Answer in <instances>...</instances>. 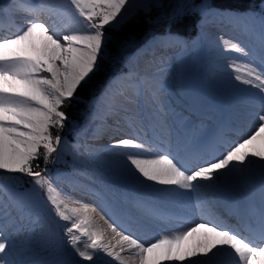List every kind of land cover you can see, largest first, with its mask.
<instances>
[{"label":"snow or ice","instance_id":"1","mask_svg":"<svg viewBox=\"0 0 264 264\" xmlns=\"http://www.w3.org/2000/svg\"><path fill=\"white\" fill-rule=\"evenodd\" d=\"M127 3L128 0H36L35 3L13 0L16 12L31 19L25 21V26L17 27L14 35L0 37V170L31 177L32 183L44 190L55 216L62 221H71V225L66 226L67 242L86 262H94V259H98L95 254L102 251L116 264H125L120 253L103 242V231L92 223L88 209L85 207L81 214V210L72 208L69 215V206L61 191L45 174L46 170H35L40 165L33 162L42 155L47 164L51 154L57 151L61 137L53 136L50 129L64 126L67 117L61 110L62 106L97 70L104 44V28L116 21L118 16L121 20L125 18L121 16V10L125 9ZM205 11L228 17L255 19L258 16L261 60L264 63V8L259 14L237 13L220 10L214 0H209ZM6 15L0 10V28L4 26ZM41 15L47 16L51 23L39 19ZM62 18L72 19L77 27L65 25L63 31L59 30L56 21ZM224 45L226 52L251 55L250 50L238 42L225 40ZM230 67L236 73L233 76L235 81L264 93V73L249 64L241 68L234 63ZM136 95H140L139 90ZM260 99L264 106V96ZM256 121L254 130L248 136L228 144L218 158L191 169L177 155L163 151L155 143L139 136L122 138L113 147L125 150L117 154L126 156L130 169H134L144 180L169 186L161 189L168 194H179L177 189L195 191L201 186L200 181L218 178L217 172L223 175L242 172V165L252 164L255 159L264 161V114L257 115ZM257 143L261 145L260 148L255 147ZM149 151L160 154L148 156L146 153ZM12 178L19 179L15 176ZM4 190L0 186V191ZM109 227L120 237L121 245L127 244L129 249H135L139 264L184 261L190 257L208 256L209 253L213 256L223 253L232 259V264H253L254 261L264 264V211L259 222L249 229L252 237L206 220L193 222L192 227L176 234L158 236L151 243L112 224ZM200 233L204 234L203 238L196 240L189 249L181 247L189 238ZM82 236L87 237L83 248L80 247ZM8 248L0 225V264H13L7 259ZM214 249L217 251L213 252ZM192 264H212V261L211 258L196 260Z\"/></svg>","mask_w":264,"mask_h":264},{"label":"bare ground","instance_id":"2","mask_svg":"<svg viewBox=\"0 0 264 264\" xmlns=\"http://www.w3.org/2000/svg\"><path fill=\"white\" fill-rule=\"evenodd\" d=\"M145 1L128 0L125 9L121 10V16L125 17L133 6H138ZM6 2L13 4V0H0V6ZM28 2L35 3L36 0H28ZM13 9L16 12L14 4ZM228 18V16L206 12L198 23L200 32L208 45L207 54L212 65L209 69L226 74L231 79L236 73H233L232 69L230 70L227 66L228 69L218 63H227V65L235 63L241 68H243V65L249 64L264 73V63L261 60V41L254 37L253 33L230 26ZM59 21L58 29L61 31L64 30L65 25L72 28L77 27L70 18H62ZM118 21H121L120 16L112 24ZM16 30L12 31L13 35ZM36 39L39 43V37ZM169 40L172 41V44L158 46ZM225 40L238 42L241 46L249 49L251 55L242 56L239 53L224 51ZM184 43L185 40L182 38L156 39L132 56L129 65L134 70L127 77V88L120 83L113 85L107 96L103 95L99 104L93 105L90 123L82 129V143L78 146L81 151L78 152L76 159V176L57 180L61 186L62 196L69 206L68 214L71 215L70 210L72 208L81 210V214H83L82 210L86 207L88 215L92 217V223L103 231V242L108 243L116 252H119L125 264H139V258L135 255V249H129L127 244L121 245L119 243L120 237L112 231L109 224L132 233L136 238L146 243L153 242L158 236L176 234L182 230H187L193 226V222L200 221L199 219L202 218L203 213L208 215L211 211V205L206 203L207 198L215 201L219 198L220 203L228 204L232 191L228 188L227 181L229 182L231 177L229 174L223 175L217 172L216 177L218 178L210 181H200L201 186L195 191L177 189L179 194H168L161 191V189H166L169 186H162L144 180L139 173H135L134 169H130L126 156L117 154L125 150L114 148L113 145L122 138L150 135L149 130L152 127L148 122L154 120L157 124L162 122L163 129L169 136L171 135L176 148L172 154L177 155L183 163L186 161L183 156L190 154L192 148L196 151L200 150L205 146V143L211 145L212 148L209 153L215 159L219 157V152L214 153L216 151L215 147L221 146L226 150L228 144L239 141V138L225 136L230 129L238 132H235L236 134H242L241 137L244 138L254 130L258 113L264 114V106H262L260 99L261 96H264V93L248 85L241 86L244 87L242 91H249L252 97L246 96L242 92L238 96L236 92L227 103L223 104L220 111H217L216 107L210 108L212 105L210 107L205 104L202 105L200 100L191 99L184 93L176 96L172 91L167 90L165 86L172 83L171 78L178 79L185 70L186 64L179 57L182 51H179V47ZM158 47L159 49H157ZM153 48L154 55L148 57L147 55L151 53L149 50ZM161 54L166 55V61L161 60ZM161 72H165L171 78L165 83L161 81L148 83L156 79ZM161 88L163 90H160ZM137 90L140 91L139 96L136 95ZM127 97L131 98L126 99ZM130 100L133 102H129ZM205 101L204 99V103H206ZM142 104L150 106V108H144ZM152 105L159 107L163 115L157 114L155 110L151 109ZM118 108L125 109L136 117H143L144 122L139 127L133 126L127 119L116 114L118 111H115V109ZM217 115L220 116L218 126L214 129V132L212 129L207 133L205 130L207 120L217 121ZM243 117L245 118L243 119ZM169 118L174 119L176 124L183 129L175 133L169 125ZM136 119L138 120V118ZM108 133H110L109 136H107ZM96 135H98L97 140L102 135L109 137V139L103 141V145L97 144V141L93 142L90 147L85 145V140L91 141L90 137ZM157 137L161 139L163 136L157 135ZM255 147L260 148L261 145L257 143ZM219 150L225 151L222 148ZM158 153L149 151L146 155L156 156L159 155ZM223 171L227 172V170ZM232 177L234 178V176ZM254 191H256L255 195L259 204L264 209V177L259 178ZM151 210L154 212L159 211L166 217H175L180 222L168 224L155 221L151 217ZM251 216L254 220L252 224L254 226L259 222L260 214L254 210ZM57 219L66 241V248L77 264H109V262L110 264H116V261L102 251L95 254L98 259H94V262L82 261L67 242L66 226H70L71 221H62L58 217ZM203 236L204 234L200 233L196 237H191L181 247L187 250ZM85 242H87V237L82 236L81 248H83ZM122 247L124 248L123 251H121ZM216 251L217 249L213 250V252ZM210 258L212 264H232V259L223 253L216 256L209 253L208 256L190 257L184 261H165L164 264H192L193 261H203ZM253 264H257V262L254 261Z\"/></svg>","mask_w":264,"mask_h":264},{"label":"rangeland","instance_id":"3","mask_svg":"<svg viewBox=\"0 0 264 264\" xmlns=\"http://www.w3.org/2000/svg\"><path fill=\"white\" fill-rule=\"evenodd\" d=\"M169 1L170 0H163V3H169ZM173 5L174 8L172 11L174 12H172L171 14L174 13L173 15L176 16L182 15L189 10H193L195 3L193 2V0H175ZM161 7H163L162 0H146L145 2H141V4H139L138 6H133L132 10L129 12V14L125 16L123 20L106 25L104 28L105 37L101 54H103L104 52V46L111 40H113V36L110 34L112 31H116L119 27L126 25L127 23L134 20V18L136 19L139 15L150 14L153 12L154 9H158ZM262 8H264V6ZM168 19L169 18L164 17L161 18L159 22H163ZM255 20L257 21L258 29L261 32L259 18L256 17ZM199 38L203 44H201V42L200 44H197V53L193 51L196 55L194 71L198 75V78L196 79L197 84H194L188 78V70L190 68L188 60L190 58L189 53L191 51V46H189V43H186L185 45L186 52L183 57L186 60V68L182 73V76L178 79H175L168 77L164 73H160L159 76H157L156 78L157 80L154 79L153 82L161 81L162 83H165L168 81L169 78H171L172 83L166 86L167 90L172 91V93H174L176 96H179L180 93L183 92H185L184 94H188L189 97H192V99L198 96L203 102L204 99L206 100L205 105L207 107H210L212 105V107L210 108L216 107L215 105H213L214 101H218L219 105L223 106V104H225V102L227 103L228 100H230V97H233L236 92V95H240L242 92L243 94L245 93L244 95L252 97L249 91H242L245 85H241V83L235 81L234 79H231L226 74L214 72L209 69L212 65L208 59V56H206V42L204 41L201 35ZM133 43L134 39L129 38L125 42H121L120 45L124 50L132 47ZM122 49L121 51H123ZM180 54L179 57H181ZM100 59H103L101 55L98 60L97 66L99 65V63L104 64V62H100ZM218 64L225 68L228 67L231 70L230 65H227V63ZM203 65L205 66L206 70L201 73L203 70ZM91 75H93V73ZM88 79L86 80V82L88 81ZM151 82L152 80L150 81V83ZM161 86L163 87V85ZM211 89L216 90L218 93L217 95H215L216 97L212 96V100L208 97V94L211 92ZM237 89L241 91H238ZM160 90H163V88H161ZM182 90L184 91L182 92ZM71 99L76 98L75 96H73ZM87 104L89 105V107H87L90 111L92 105H90L89 103ZM81 107H84V105ZM88 114L89 115H87V117L89 118L91 113L88 112ZM88 118L83 123L82 127L86 124H89ZM244 118L245 117H243V119ZM211 122V119L207 120L206 129L211 127ZM227 133L226 136L232 135ZM79 134L81 135L82 132L78 131V135ZM78 135H76L74 138L77 139ZM240 138L243 139L242 137H239V140H241ZM76 151L78 150L73 144L64 143L62 146L59 145V147H57V151L53 152V155H55L56 161L60 163L59 166L64 167L62 157L66 153V155H69L72 164H74L77 158ZM262 165H264V161L262 162L259 159H255L254 164H247L244 167L242 166L244 168V171L230 173L229 175L231 179L229 180V182L227 181L228 188L231 189V191L239 190L241 192H246V190L249 188V183H251V181L256 184L259 178H261V176L264 177V166ZM3 174L9 173L0 170V175ZM69 176L70 175H59L54 176L52 178L53 183L58 188V190H61V187H59V184L57 183L58 181L56 182V178H66ZM232 176H234V178ZM10 197L11 195L9 196V193L7 194L0 191V225H2L3 227L4 237L7 239L9 245V248L7 250L9 255L7 259L12 261L13 264H77L74 257L69 253L68 249L66 248V241L64 240L62 229L58 225V219L55 216L54 211H52L51 205L48 204L47 201H45L43 205L44 207L41 211H38L36 213L30 212V215L28 213V210L26 209V206L23 207L21 199H17L14 197L11 199ZM9 213H11L10 216Z\"/></svg>","mask_w":264,"mask_h":264},{"label":"trees","instance_id":"4","mask_svg":"<svg viewBox=\"0 0 264 264\" xmlns=\"http://www.w3.org/2000/svg\"><path fill=\"white\" fill-rule=\"evenodd\" d=\"M174 1L175 0H170L169 3H163L162 0L163 7L154 9L150 14L139 15L136 19L134 18V20L131 22L119 27L116 31H112L110 34L113 36V40L104 46V52L101 54L103 59H100V62H104V64L99 63L97 71H95L93 75L89 77L86 83H83L78 88L75 96L80 98L81 101L83 99H87L91 94L98 90L100 84L107 77L113 74L116 68L113 66V62L115 63L120 55V51L122 49L120 45L121 42L123 43L127 39L132 38L134 39L133 48L136 49L141 46L146 38L150 36L148 34L158 31L161 32L163 31L164 27L186 36L193 35L195 32V22L205 10V5L209 2V0H195V6L193 10H189L182 15L176 16L173 15L174 13L171 14L174 12L172 11L175 5H173ZM261 1L264 0H214V3L220 10L231 9L237 12H249L256 10L257 4ZM164 17L169 19L159 22L161 18ZM176 18L179 19L177 20ZM81 106L82 102H79L78 100L71 99L70 101H67L61 108V110L66 114V120L79 122L82 116ZM66 120L64 121V126L62 128L53 127L50 129L53 136H65L69 126ZM40 151L42 154L43 149ZM33 164H39L40 168L35 170H46V175V172H55L61 170L58 168L56 157L53 155V153L49 157L47 164L44 163L42 155L41 158L37 161H34ZM16 177H19V179L9 178L7 181L8 185L15 191L30 196L34 200H37L39 203H41L44 190L40 189L39 186L34 185V183H32L31 177L19 173H17Z\"/></svg>","mask_w":264,"mask_h":264}]
</instances>
